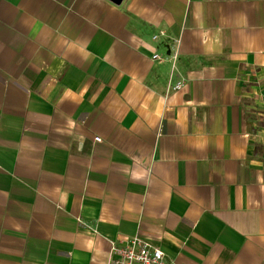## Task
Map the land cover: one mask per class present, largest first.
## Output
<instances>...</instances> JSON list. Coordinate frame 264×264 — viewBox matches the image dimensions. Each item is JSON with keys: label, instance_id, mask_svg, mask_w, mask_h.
<instances>
[{"label": "crops", "instance_id": "crops-1", "mask_svg": "<svg viewBox=\"0 0 264 264\" xmlns=\"http://www.w3.org/2000/svg\"><path fill=\"white\" fill-rule=\"evenodd\" d=\"M133 236L264 264V0H0V264Z\"/></svg>", "mask_w": 264, "mask_h": 264}, {"label": "built area", "instance_id": "built-area-1", "mask_svg": "<svg viewBox=\"0 0 264 264\" xmlns=\"http://www.w3.org/2000/svg\"><path fill=\"white\" fill-rule=\"evenodd\" d=\"M177 57V56H175ZM155 59L159 55L154 56ZM183 82L174 84V89H180ZM96 141H101L96 137ZM108 264H172L166 258L164 250L152 242L138 236H133L121 246L112 245Z\"/></svg>", "mask_w": 264, "mask_h": 264}, {"label": "water", "instance_id": "water-1", "mask_svg": "<svg viewBox=\"0 0 264 264\" xmlns=\"http://www.w3.org/2000/svg\"><path fill=\"white\" fill-rule=\"evenodd\" d=\"M111 1L116 3V4H121L124 0H111Z\"/></svg>", "mask_w": 264, "mask_h": 264}]
</instances>
